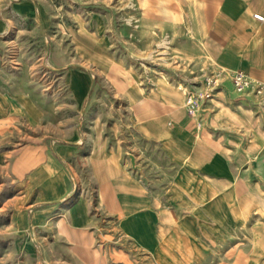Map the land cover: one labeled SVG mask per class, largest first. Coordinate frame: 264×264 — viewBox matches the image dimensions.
Returning <instances> with one entry per match:
<instances>
[{
    "label": "rangeland",
    "instance_id": "rangeland-1",
    "mask_svg": "<svg viewBox=\"0 0 264 264\" xmlns=\"http://www.w3.org/2000/svg\"><path fill=\"white\" fill-rule=\"evenodd\" d=\"M221 5L0 0V95L15 105L0 115V264H157L121 226L135 204L153 218L157 250H202L174 264H264V93L249 92L257 107L249 141L233 143L237 173L214 182L201 206L174 190L170 160L126 122L116 85L124 77L150 86L157 76L183 93L227 70L210 55L219 15L204 14ZM38 171L62 193L44 197Z\"/></svg>",
    "mask_w": 264,
    "mask_h": 264
},
{
    "label": "crops",
    "instance_id": "crops-1",
    "mask_svg": "<svg viewBox=\"0 0 264 264\" xmlns=\"http://www.w3.org/2000/svg\"><path fill=\"white\" fill-rule=\"evenodd\" d=\"M210 1L222 3L218 11H215V6L207 7L204 11L209 16L219 15L212 24L211 31L214 33L209 39L212 59L226 65L227 70H241L264 85V15L253 13L263 16L262 21H257L250 14L253 8L264 13V0ZM244 46L249 47L247 59L239 49ZM253 48H256L255 52ZM199 57L198 62L202 65L206 63L207 70H211L208 67L211 66V60L207 59V55L200 53ZM169 77L166 75L167 79ZM152 80L150 86L135 81L131 83L124 77L116 81V85L124 90L121 97L129 111V120L126 122L140 136L155 142L170 160L174 167V190L185 197L196 195L197 200L202 201L198 205H205L206 193L213 190V183L225 181L237 173L233 143H242L244 138L249 141V121H252L249 110L257 106L249 97V92L237 97L230 83L225 82L211 104L201 111L200 118H192L185 111L183 93L173 83L169 80L168 83L164 82L157 76ZM66 81L70 88L77 82L72 75H67ZM21 101L25 107L29 106L26 101ZM14 107L8 95H0V115L5 108L6 117L12 116ZM34 176H43L40 184L44 197L51 199L62 193L63 188L54 184L42 171L36 172ZM112 189L125 188L118 186ZM135 205L125 208L121 226L127 236L148 249L146 251L157 264H174L184 254L199 258L202 250H157L152 236L153 218L149 213L139 212ZM98 260L102 262L101 257Z\"/></svg>",
    "mask_w": 264,
    "mask_h": 264
},
{
    "label": "built area",
    "instance_id": "built-area-1",
    "mask_svg": "<svg viewBox=\"0 0 264 264\" xmlns=\"http://www.w3.org/2000/svg\"><path fill=\"white\" fill-rule=\"evenodd\" d=\"M253 18L262 21L263 16L253 14ZM225 82H229L237 97H243L248 92L256 95L264 93V85L252 80L241 70L229 71L215 68L207 74L200 84H190L184 87V108L188 116L195 118L211 101Z\"/></svg>",
    "mask_w": 264,
    "mask_h": 264
}]
</instances>
